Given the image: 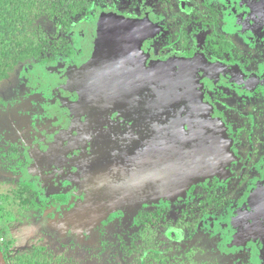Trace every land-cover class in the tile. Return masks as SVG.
I'll use <instances>...</instances> for the list:
<instances>
[{
  "label": "rangeland",
  "instance_id": "1",
  "mask_svg": "<svg viewBox=\"0 0 264 264\" xmlns=\"http://www.w3.org/2000/svg\"><path fill=\"white\" fill-rule=\"evenodd\" d=\"M89 2L0 83L9 264H153L149 224L196 264H264V0Z\"/></svg>",
  "mask_w": 264,
  "mask_h": 264
},
{
  "label": "trees",
  "instance_id": "2",
  "mask_svg": "<svg viewBox=\"0 0 264 264\" xmlns=\"http://www.w3.org/2000/svg\"><path fill=\"white\" fill-rule=\"evenodd\" d=\"M89 0H0V83L7 80L14 69L30 58H41L43 54L68 43L66 34L73 20L83 13ZM55 21L61 34L51 40L38 25L41 18ZM223 45V43H222ZM52 58H43L44 63ZM150 214H146L148 220ZM156 224L144 226L143 250L153 264H193L192 251L184 257L174 255L171 245L164 242L153 244L152 233ZM147 241V242H145ZM5 252V248L3 247ZM20 264L21 261L19 262ZM23 264L24 261H23Z\"/></svg>",
  "mask_w": 264,
  "mask_h": 264
},
{
  "label": "flooded vegetation",
  "instance_id": "3",
  "mask_svg": "<svg viewBox=\"0 0 264 264\" xmlns=\"http://www.w3.org/2000/svg\"><path fill=\"white\" fill-rule=\"evenodd\" d=\"M210 26V25H209ZM208 26V27H209ZM212 35H215L216 36V32H213L211 35H210V38H211V36ZM226 36V35H225ZM228 40V39H227ZM226 40V38H224L223 36H220L219 35V38L217 39V46H221V47H223V45H225L224 44V42H226L227 41ZM222 43H223V45H222ZM216 44V43H215ZM219 46V47H220ZM214 51H215V49H214ZM201 65H205V63H201ZM252 126H251V122H250V126H249V128H251ZM157 225V224H156ZM158 226V225H157ZM159 227V226H158ZM0 247H1V249H2V252H3V254H4V257H5V260H6V262H7V264H9V262H8V258H7V256L5 255V252H4V250H3V246L0 244ZM190 251H192V250H189L188 252H190ZM185 253V252H184ZM192 253H193V258H194V256H195V252L194 251H192ZM192 261H193V264H196V262L192 259Z\"/></svg>",
  "mask_w": 264,
  "mask_h": 264
},
{
  "label": "water",
  "instance_id": "4",
  "mask_svg": "<svg viewBox=\"0 0 264 264\" xmlns=\"http://www.w3.org/2000/svg\"><path fill=\"white\" fill-rule=\"evenodd\" d=\"M0 264H7L1 247H0Z\"/></svg>",
  "mask_w": 264,
  "mask_h": 264
}]
</instances>
